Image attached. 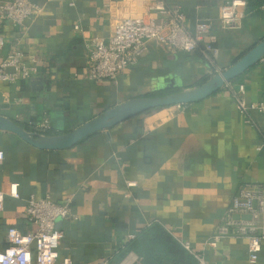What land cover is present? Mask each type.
I'll return each instance as SVG.
<instances>
[{
    "label": "crops",
    "instance_id": "obj_1",
    "mask_svg": "<svg viewBox=\"0 0 264 264\" xmlns=\"http://www.w3.org/2000/svg\"><path fill=\"white\" fill-rule=\"evenodd\" d=\"M32 1L42 12L21 28L10 23L2 27V56L19 50L38 72L15 83L0 81V114L32 131L48 119L52 135L133 97L197 86L264 39V6L248 14L241 27L224 30L219 18L227 0H167L182 7L191 29L203 20L215 22L216 66L202 57L208 38L194 52L171 53L151 43L118 83L99 82L85 76L88 44L109 38L120 19L143 15L150 0ZM232 82L236 89L243 84L247 101L257 105L264 98V60ZM262 145L264 113L255 108L243 113L226 86L183 111L162 107L62 150L38 149L0 131V149L5 151L0 189L7 194L0 211V247L9 243L10 226L32 230L26 199L51 196L57 202L72 199V217L58 224L65 232L60 255L77 264H101L117 251L120 262L130 251V233L138 235L148 263L176 264L148 248L156 225L210 264H264V242L256 263L250 262L245 238L227 237L217 247L209 243L240 187L264 183ZM128 180L138 182L129 197ZM12 183H19L21 198L10 195Z\"/></svg>",
    "mask_w": 264,
    "mask_h": 264
},
{
    "label": "built area",
    "instance_id": "obj_2",
    "mask_svg": "<svg viewBox=\"0 0 264 264\" xmlns=\"http://www.w3.org/2000/svg\"><path fill=\"white\" fill-rule=\"evenodd\" d=\"M246 0H227L221 6L219 25L222 29H234L243 25L247 18ZM43 8L32 0H0V81L15 83L21 79H30L38 68L24 61L21 51H12L5 57L2 53L6 39L1 29L6 24L23 27L28 19L38 16ZM215 22L203 20L191 29L187 16L180 5L170 6L167 0H150L145 13L120 19L109 38H94L89 45L90 68L85 76L93 81H111L118 83L121 73L137 65L141 57L156 43L168 52H194L202 42L209 39L202 53L205 59L216 66L214 55L218 52V41L213 29ZM76 29H80L77 25ZM217 69L211 75L221 72ZM226 87L232 91L238 108L247 113L255 108L264 113V98L257 105L249 103L245 97V86H238L231 81ZM188 104L172 105L177 111H183ZM51 128L48 119L36 126V131L43 133ZM264 163V145L258 147ZM5 159V151L0 149V162ZM129 191L138 186L134 180L126 181ZM19 183H12L10 195L21 198ZM7 194L0 189V211L4 210ZM26 212L32 230L24 232L16 226H10L7 232L8 245L0 247V264H77L70 257H61L60 247L65 232L58 228L59 219H70L71 202L69 198L57 202L51 196L31 195L26 199ZM248 214L250 218H238ZM262 222V223H261ZM137 234L130 233L128 240L136 239ZM227 237L245 238L249 241L250 262L256 263L264 242V183L244 185L232 198L217 232L210 240V245L217 247ZM117 251L106 257L101 264H144L134 251L116 262ZM198 264H210L203 254H195Z\"/></svg>",
    "mask_w": 264,
    "mask_h": 264
},
{
    "label": "water",
    "instance_id": "obj_3",
    "mask_svg": "<svg viewBox=\"0 0 264 264\" xmlns=\"http://www.w3.org/2000/svg\"><path fill=\"white\" fill-rule=\"evenodd\" d=\"M264 60V39L257 42L235 63L206 82L163 95H141L116 104L82 125L61 134H43L28 130L15 119L0 114V131L15 134L27 144L42 150L72 148L86 138L114 128L120 123L159 107L193 104L205 100ZM62 219L58 220V224ZM59 227V225H58Z\"/></svg>",
    "mask_w": 264,
    "mask_h": 264
},
{
    "label": "trees",
    "instance_id": "obj_4",
    "mask_svg": "<svg viewBox=\"0 0 264 264\" xmlns=\"http://www.w3.org/2000/svg\"><path fill=\"white\" fill-rule=\"evenodd\" d=\"M246 2H247L246 12L249 15L260 12L262 10V7L264 6V0H246ZM202 57L205 58L203 54H202ZM209 78L210 77L208 76L202 79L198 85L206 82ZM178 90H179L178 88H174V89H170V90L163 91V92L153 94V95H163V94H168V93L175 92ZM160 108L162 107L153 109L151 111H154ZM151 111H148L146 113H149ZM20 124L26 129L30 130L29 127H27L26 125L22 123ZM44 133L49 134V135L53 134V132L50 129L46 130ZM151 231L152 229L147 231L146 234H148V232H151ZM137 238H138V235L136 239L132 240L129 243L130 251H134L135 253H137L142 258L144 264H150V262L148 263L146 259L147 255L142 252L143 251V249L141 250L142 245L141 243H139L138 241L139 239ZM147 246L148 248H150L151 251L153 250V252L157 250L158 252L165 254L168 258H171L172 261H174L176 264H196L197 263V259L191 253H189L164 227H160V225L155 226V229L153 231V238L149 239Z\"/></svg>",
    "mask_w": 264,
    "mask_h": 264
}]
</instances>
